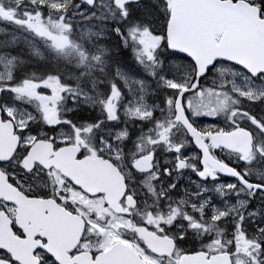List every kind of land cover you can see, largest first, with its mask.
<instances>
[{"label": "snow or ice", "instance_id": "6c2138e0", "mask_svg": "<svg viewBox=\"0 0 264 264\" xmlns=\"http://www.w3.org/2000/svg\"><path fill=\"white\" fill-rule=\"evenodd\" d=\"M244 3L264 33V0ZM182 8L0 0L11 239L29 241L17 213L38 202L78 217L69 264H264V46L191 33ZM51 238L31 234L27 262L0 239V264H64Z\"/></svg>", "mask_w": 264, "mask_h": 264}, {"label": "water", "instance_id": "95a60500", "mask_svg": "<svg viewBox=\"0 0 264 264\" xmlns=\"http://www.w3.org/2000/svg\"><path fill=\"white\" fill-rule=\"evenodd\" d=\"M183 5L182 17L183 24L187 31L206 36L214 28L227 29L234 42L245 48L251 53H255L261 46H264V33L258 29L254 22V15L244 2H237L230 5L229 0H178ZM0 191L8 192L7 188L0 186ZM45 206V204L43 205ZM38 202H26L21 205L19 213H23L29 220L32 217L41 218L38 212ZM59 226L50 225L47 227L43 223H37V227L46 235L50 234V250L64 264L68 263L65 249L73 246L80 234V222L77 218L52 217ZM48 231V232H47ZM0 237L10 247V236L6 226L0 222ZM61 253V255L59 254ZM81 264H86V257H81Z\"/></svg>", "mask_w": 264, "mask_h": 264}, {"label": "flooded vegetation", "instance_id": "af4514ba", "mask_svg": "<svg viewBox=\"0 0 264 264\" xmlns=\"http://www.w3.org/2000/svg\"><path fill=\"white\" fill-rule=\"evenodd\" d=\"M220 1H225V0H220ZM78 194V193H77ZM79 195V194H78ZM48 205L45 204V207H47ZM55 216V217H62V214L60 211L58 210H55L54 206H53V213H52V216L50 218H39V219H36L35 217H32L30 220L29 218H27L23 213H17V219H18V222L20 224H22L25 229L29 232V241L24 244V245H21L19 244L18 242L14 241L13 239H9V243L12 244V247L15 248V249H18L21 251L24 259L27 261H30V257L28 256L27 254V250L30 246H34V242L31 241L30 237H31V234L33 233H36V232H41L42 230L39 229L37 227V223H43V220L46 224V226L48 227L50 225V227H52L53 225L55 226H59V224L52 219V217ZM0 222H1V225L2 226H6L7 225V218L4 217L3 214H0ZM48 232V231H47ZM0 239H2L0 237ZM61 255V253H59ZM68 261V260H67ZM69 263V262H68Z\"/></svg>", "mask_w": 264, "mask_h": 264}, {"label": "rangeland", "instance_id": "374dc122", "mask_svg": "<svg viewBox=\"0 0 264 264\" xmlns=\"http://www.w3.org/2000/svg\"><path fill=\"white\" fill-rule=\"evenodd\" d=\"M238 2H244V0H238ZM74 199H80L79 195L77 193H73Z\"/></svg>", "mask_w": 264, "mask_h": 264}]
</instances>
